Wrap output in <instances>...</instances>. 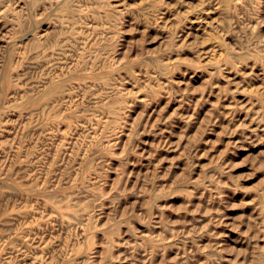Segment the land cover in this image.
I'll list each match as a JSON object with an SVG mask.
<instances>
[{
  "label": "rangeland",
  "instance_id": "374dc122",
  "mask_svg": "<svg viewBox=\"0 0 264 264\" xmlns=\"http://www.w3.org/2000/svg\"><path fill=\"white\" fill-rule=\"evenodd\" d=\"M0 264H264V0H0Z\"/></svg>",
  "mask_w": 264,
  "mask_h": 264
}]
</instances>
